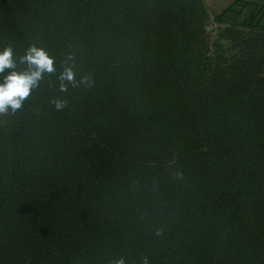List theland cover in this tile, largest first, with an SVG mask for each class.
<instances>
[{
	"label": "trees",
	"instance_id": "16d2710c",
	"mask_svg": "<svg viewBox=\"0 0 264 264\" xmlns=\"http://www.w3.org/2000/svg\"><path fill=\"white\" fill-rule=\"evenodd\" d=\"M208 18L0 0L15 71L32 47L54 67L0 113V264H264V24L222 30L226 54Z\"/></svg>",
	"mask_w": 264,
	"mask_h": 264
},
{
	"label": "clouds",
	"instance_id": "9594fccd",
	"mask_svg": "<svg viewBox=\"0 0 264 264\" xmlns=\"http://www.w3.org/2000/svg\"><path fill=\"white\" fill-rule=\"evenodd\" d=\"M21 63L27 64V70L15 71L16 61L11 47L0 51V73L11 69L0 83V113H3L10 106L13 110L19 109L23 101L30 95L31 90L37 86L45 72H53V59L42 49L30 48L25 56L20 59ZM62 79L73 80V73L70 69L62 75ZM62 90L63 85H62ZM62 102H57L56 107H62ZM117 264H124L123 260Z\"/></svg>",
	"mask_w": 264,
	"mask_h": 264
},
{
	"label": "rangeland",
	"instance_id": "374dc122",
	"mask_svg": "<svg viewBox=\"0 0 264 264\" xmlns=\"http://www.w3.org/2000/svg\"><path fill=\"white\" fill-rule=\"evenodd\" d=\"M207 8V7H206ZM208 10V8H207ZM237 10H241V13H238ZM209 18L206 23V29L208 31V34H210L211 37V43H214L215 41L219 40L221 45H225V48L227 50L226 54L232 53V46L227 42L226 36L223 35L222 30L229 29V27H234L238 29H249L248 26H253L250 24L249 20H252L253 15H247L243 12V8H236L233 10H228L225 16H222V14H214L211 13L208 10ZM222 16V17H221ZM222 34V37L220 39H217V35Z\"/></svg>",
	"mask_w": 264,
	"mask_h": 264
},
{
	"label": "crops",
	"instance_id": "0c3cea01",
	"mask_svg": "<svg viewBox=\"0 0 264 264\" xmlns=\"http://www.w3.org/2000/svg\"><path fill=\"white\" fill-rule=\"evenodd\" d=\"M211 13L222 14L227 10L243 8L247 15L258 16L264 24V0H204ZM242 14L241 10H237Z\"/></svg>",
	"mask_w": 264,
	"mask_h": 264
}]
</instances>
